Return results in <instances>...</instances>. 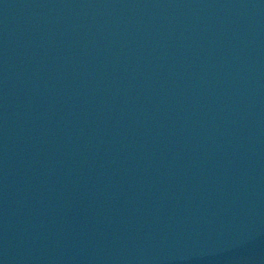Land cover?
Masks as SVG:
<instances>
[{
    "label": "water",
    "instance_id": "water-1",
    "mask_svg": "<svg viewBox=\"0 0 264 264\" xmlns=\"http://www.w3.org/2000/svg\"><path fill=\"white\" fill-rule=\"evenodd\" d=\"M0 264H264V0H0Z\"/></svg>",
    "mask_w": 264,
    "mask_h": 264
}]
</instances>
